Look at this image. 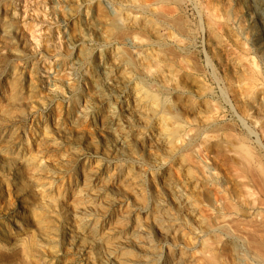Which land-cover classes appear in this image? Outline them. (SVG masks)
<instances>
[{"label":"rangeland","instance_id":"obj_1","mask_svg":"<svg viewBox=\"0 0 264 264\" xmlns=\"http://www.w3.org/2000/svg\"><path fill=\"white\" fill-rule=\"evenodd\" d=\"M257 179L264 0H0V264H243Z\"/></svg>","mask_w":264,"mask_h":264},{"label":"bare ground","instance_id":"obj_2","mask_svg":"<svg viewBox=\"0 0 264 264\" xmlns=\"http://www.w3.org/2000/svg\"><path fill=\"white\" fill-rule=\"evenodd\" d=\"M156 4H159V3H156ZM169 15H171L169 11L163 8L160 9L159 16L167 18L169 17ZM184 136L187 141L192 140V137L190 138L189 133H184ZM191 146L192 145H189V147ZM190 149H191L190 154L193 158H197L198 156H200L199 151H197L196 149H193L192 147ZM26 174L30 178V181H31L30 183L32 185L37 186V187L42 186L40 183L35 181L33 170L30 167L27 168ZM257 181H258L261 192L264 194V184L261 183L258 179ZM236 182L241 185H244L243 181L240 178H237ZM209 191L211 194L210 198L212 199L211 202L214 205L219 206L221 200L216 194L213 193L212 190H208V193H207L208 200H209ZM244 191H245L244 194H246L247 196H250V192L247 188H245ZM219 207L221 208V204ZM204 212L208 218L213 220L215 227H217L218 229H227L232 233V239L234 241L233 242L234 246L239 250L237 258L240 262H242L243 264H264V260L262 259V257H264L263 255L264 249L262 248V246H260L257 243V240L261 239L260 231L257 230V226H259L260 224H264V220H262L261 218L260 219L256 218L255 220L252 221L251 224L249 223V224L243 225V224L236 223L230 217H224V218L215 217V215L209 209H206ZM89 226H90L89 224H86L85 226H83L82 230L83 231L89 230L90 228ZM156 227L161 233L164 232L162 229V224L157 223ZM233 229L234 231L232 232ZM107 255H108V258H113L115 253L109 252L107 253ZM196 259H198V256L196 257ZM118 264H135V263H128V262L119 260Z\"/></svg>","mask_w":264,"mask_h":264}]
</instances>
